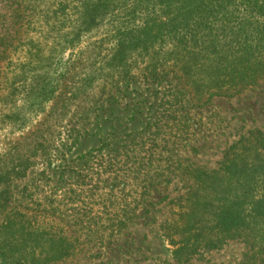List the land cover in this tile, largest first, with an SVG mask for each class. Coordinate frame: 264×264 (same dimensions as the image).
Wrapping results in <instances>:
<instances>
[{
    "label": "trees",
    "instance_id": "1",
    "mask_svg": "<svg viewBox=\"0 0 264 264\" xmlns=\"http://www.w3.org/2000/svg\"><path fill=\"white\" fill-rule=\"evenodd\" d=\"M5 1H12L11 14L21 30L23 14L29 9L25 2L38 0ZM43 1L52 7L45 19L53 17L54 30H59L52 55L46 58L59 65L55 84L45 97L48 102L55 100V105L65 97L56 96L62 80L82 64L87 68L72 82L70 101L83 95V87L100 80L103 95L98 106L108 111L118 104L116 95L131 85L146 84L161 89L166 119L202 109L214 98H234L264 82V0ZM7 40L0 39L1 57L11 47L8 35ZM67 52L69 58L63 63ZM27 56L28 69L35 62L45 63L38 54L29 51ZM155 123L151 126L156 131ZM42 126L40 122L11 151L0 153V264H57L73 257L80 242L72 237V227L63 223L62 208H66V194L75 193L72 184L83 185L86 180V192L108 189L110 198L114 191L121 198L114 201L115 221L103 228L96 222L84 228L100 239L85 241L83 246L102 244L99 232L104 229L113 235L126 230L149 189L178 180L185 191L169 203L176 208L174 219L160 228L171 248V263L163 264H189L228 242L244 244L242 264H264V132H246L225 150L212 171L179 156V142L174 140L179 137L156 146L154 153L130 149L134 136L115 141L114 145L122 144L114 148H109V141L95 150L110 149L101 154L98 172L91 173L96 159L92 152L67 157L83 130L59 129L50 143L49 129ZM152 137L155 142L157 132L141 140V146ZM17 147L23 155L17 152L13 160L9 155ZM156 157L163 166H155ZM160 169L162 176L157 173ZM104 174L107 178L100 179ZM127 183H131L128 193ZM133 189L135 197L128 203Z\"/></svg>",
    "mask_w": 264,
    "mask_h": 264
},
{
    "label": "rangeland",
    "instance_id": "2",
    "mask_svg": "<svg viewBox=\"0 0 264 264\" xmlns=\"http://www.w3.org/2000/svg\"><path fill=\"white\" fill-rule=\"evenodd\" d=\"M50 6L49 2L43 0L25 2L24 7L29 9L23 14L24 27L18 30L17 24L20 23L15 24L17 21L11 14L15 8L12 1L10 3L0 0V39L4 37L7 40L8 35L11 45L4 57H1L4 48L0 46V153L11 151L21 136L33 131L41 122L44 125L42 130L49 129L46 135L49 142L56 140L55 132L59 129L69 130L76 126L83 130L81 139L67 157L75 159L92 152L96 159L91 162L92 169L88 171L91 173L98 172L97 166L100 165L99 158L102 153L106 154L109 148L122 144L120 142L114 145L115 141H127L131 136H134V140L130 149L137 153L142 151L141 148L154 153L156 146L179 137L180 139H174L179 142V156L190 159L206 171H212L222 160L225 150L246 132H264V82H258L234 98H214L202 109L181 111L175 114L177 116L166 119L168 115L161 103V89L146 84L131 85L116 95L118 104L108 111L98 106L103 95V82L100 80L95 81L93 86L83 87V95L70 101L72 82L76 83L83 74V69L87 68L82 64L77 72L66 75L62 80L56 96L63 93V101L56 105L55 100L48 102L45 98L46 92L54 86L55 82L52 81L57 76L55 68L59 66L56 61H46L52 55L50 53L59 37V30H54L56 23L53 17L48 16L45 19L47 9L52 8ZM29 51L33 56H43L45 63L35 62L34 67L28 69L26 65L31 60L27 56ZM69 55V52L64 54L63 63ZM96 108L99 109L94 111ZM175 117L180 122L178 126ZM152 122H156L158 126L156 131L151 126ZM147 126L149 127L145 130ZM154 132H157L158 139L155 142L153 137L145 140V147H142L141 140ZM109 141V148L100 153L95 151ZM17 152L23 155L17 147L11 152L12 155L10 153L11 159H17ZM104 159L106 161L109 157ZM155 166H163L158 157ZM157 173L162 176L163 170L160 169ZM86 174L84 171L83 175ZM76 178L75 175L73 180ZM94 178L97 180L98 176ZM101 178L105 180L107 174ZM85 184H72L75 193L67 192L66 208H62L63 223L72 227V237L79 240L80 246L73 257L57 264L171 263V248L164 240L160 228L165 222L174 219L176 208L169 203L184 193L185 185L182 182L173 180L170 185L158 183L148 190L149 195L133 212L126 230L113 235L109 229H104L99 232L103 236L102 244L91 243L83 246L85 241L96 242L97 238L100 239L98 235L89 236L84 228L88 223L94 222L103 228L110 221H115L118 214L115 203L121 198L116 191L112 193L115 196L110 198L108 189L99 188L88 193L85 191ZM127 184L126 193L129 192L131 183ZM131 193L133 194L128 198V203L132 202L136 191L133 189ZM86 212L89 214L87 217ZM245 252L244 244L228 242L219 250L201 253L189 264H242Z\"/></svg>",
    "mask_w": 264,
    "mask_h": 264
}]
</instances>
